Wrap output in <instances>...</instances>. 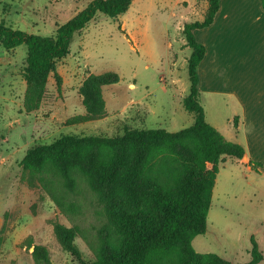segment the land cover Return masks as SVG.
<instances>
[{
	"label": "rangeland",
	"instance_id": "obj_1",
	"mask_svg": "<svg viewBox=\"0 0 264 264\" xmlns=\"http://www.w3.org/2000/svg\"><path fill=\"white\" fill-rule=\"evenodd\" d=\"M91 1L0 0V23L54 35L59 25ZM206 5V0H132L126 12L114 18L96 12L48 74L36 107L25 98V45L0 46V264H36L35 245L47 248L51 264H80L57 241L55 222L76 225L75 244L85 261L94 260L97 229L104 221L95 192L78 178L75 190L67 193L79 204L78 212L65 214L20 161L31 146L62 134L115 136L128 128L177 131L189 126L193 115L184 109L183 99L189 90L191 49L183 26L201 20ZM233 30L230 39L225 35L219 44L229 62L237 57V27ZM202 69L200 101L206 121L225 139L253 148L263 162L258 169L246 156L226 157L219 163L206 231L192 239V246L197 252L216 253L230 264H264V145L247 143L240 103L232 92L206 88ZM105 71L118 73L120 80L100 87L103 115L68 123L69 117L86 112L80 92L84 80ZM234 117L236 123L239 117L238 132ZM259 137L264 141V134ZM254 247L260 257L253 253Z\"/></svg>",
	"mask_w": 264,
	"mask_h": 264
},
{
	"label": "trees",
	"instance_id": "obj_2",
	"mask_svg": "<svg viewBox=\"0 0 264 264\" xmlns=\"http://www.w3.org/2000/svg\"><path fill=\"white\" fill-rule=\"evenodd\" d=\"M131 1L93 0L48 36L1 22L0 46L26 47V101L37 106L48 74L69 53L73 37L96 12L114 18L125 13ZM206 3L203 18L183 26L191 49L187 59L189 90L183 99L184 109L193 115L189 126L177 131L128 128L115 136L62 134L49 143L31 146L20 161L22 169L37 176L65 214L78 212L79 204L67 195L75 190L78 178L97 195L104 221L97 229L94 260L85 261L75 244L79 232L76 225H53L62 249L80 264H230L216 253L197 252L192 246V239L206 231L219 163L226 157L240 160L245 155L241 144L225 139L206 121L200 101L198 65L205 46L196 39L194 30L212 24L220 0ZM261 4L264 7V0ZM119 80L114 71L89 74L80 88L86 112L69 117L67 122L81 123L102 116L100 87ZM248 163L256 169L262 166L261 161L249 159ZM252 250L260 257L255 247ZM32 257L36 264H51L43 245L34 246Z\"/></svg>",
	"mask_w": 264,
	"mask_h": 264
},
{
	"label": "crops",
	"instance_id": "obj_3",
	"mask_svg": "<svg viewBox=\"0 0 264 264\" xmlns=\"http://www.w3.org/2000/svg\"><path fill=\"white\" fill-rule=\"evenodd\" d=\"M233 27H237L238 34L237 57L229 62L222 55L223 46L219 44L225 35L230 39ZM194 34L205 46L204 57L198 65L199 88L204 66L206 88L232 92L240 103L243 113L241 129L247 143L264 145L259 137L264 134V7L261 0H220L212 24L195 29ZM238 123L239 117L237 132L240 131ZM252 150L245 148L244 156L261 161Z\"/></svg>",
	"mask_w": 264,
	"mask_h": 264
},
{
	"label": "water",
	"instance_id": "obj_4",
	"mask_svg": "<svg viewBox=\"0 0 264 264\" xmlns=\"http://www.w3.org/2000/svg\"><path fill=\"white\" fill-rule=\"evenodd\" d=\"M211 166H212V164H210V163L207 165L208 168H210Z\"/></svg>",
	"mask_w": 264,
	"mask_h": 264
}]
</instances>
